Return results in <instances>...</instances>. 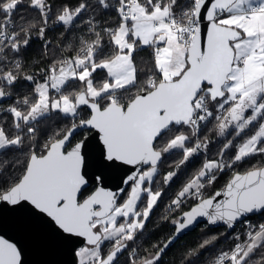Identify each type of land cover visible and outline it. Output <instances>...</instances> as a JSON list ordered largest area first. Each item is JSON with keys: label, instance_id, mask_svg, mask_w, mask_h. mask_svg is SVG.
I'll return each instance as SVG.
<instances>
[{"label": "snow or ice", "instance_id": "6c2138e0", "mask_svg": "<svg viewBox=\"0 0 264 264\" xmlns=\"http://www.w3.org/2000/svg\"><path fill=\"white\" fill-rule=\"evenodd\" d=\"M25 5L37 17L17 19ZM109 10L119 18L115 25L103 19ZM57 25L61 36L73 35L63 47H49L48 32ZM34 38L52 59L47 69L29 73L23 57ZM145 47L153 50L150 68L134 55ZM98 70L105 73L100 80ZM25 81L31 89L17 94ZM53 113L67 123L42 128ZM209 124L224 138L215 158H208L212 141L201 135L202 128L213 130ZM251 126L255 132L241 137ZM80 130L98 139L95 168L88 136L76 139ZM10 150L25 159L0 165V206L43 218L74 245V264H118L126 249L129 264H158L201 218L231 229L264 214V161L237 170L252 156L264 157V0H79L55 11L51 0H0V155ZM172 153L180 158L163 175L164 186L193 157L205 156L167 210L192 204L171 219L175 231L163 246L141 256L129 242L164 195L155 184ZM107 169L125 171L124 199L123 188L105 186ZM226 169L231 179L208 194ZM244 236L236 234L234 247L210 264H264V223L246 222ZM217 239L187 250L181 264H196L199 250ZM0 264H23L21 248L2 236Z\"/></svg>", "mask_w": 264, "mask_h": 264}, {"label": "trees", "instance_id": "16d2710c", "mask_svg": "<svg viewBox=\"0 0 264 264\" xmlns=\"http://www.w3.org/2000/svg\"><path fill=\"white\" fill-rule=\"evenodd\" d=\"M51 3L55 11L59 10L60 7L65 4L74 7L79 3V0H51ZM18 13L19 14L17 15V19H19V15H24L27 19L37 17L36 11L28 8L26 5L20 6L18 9ZM103 19L109 21V25H115L118 22L119 18L114 10H109L103 14ZM62 32H64V29L63 26L60 25L54 26L49 30L48 38L53 42V44L49 47H53L57 44L63 47L65 42L68 41L69 38L73 35V33L66 32L63 36H61ZM65 54L71 55V52L66 50ZM134 55L137 64H143L145 68L151 67L153 59V50L151 48H141ZM51 59L52 58L50 55L46 56L44 54L43 41L34 38L29 48L26 49L24 52L23 60L25 64V71L31 73L40 72L41 69H47V67L51 63ZM102 75H105V73L100 70L95 73L96 78ZM31 87L32 85L25 81L23 82V87H20L18 89L17 94L22 95L28 92ZM88 111L89 110L87 109V107H84L82 115L87 114ZM66 123L67 120H65L59 114L53 113L51 119L44 121L41 127L45 129L49 128L50 126L60 127L61 125ZM208 128L213 129V125L209 124ZM88 133L89 132L86 130H80L79 134L76 135V139H82ZM201 135H207L209 140L212 141L209 146L208 158H215V154L218 152L222 140L218 138L214 129L212 131H208L207 129L202 128ZM17 158H19L22 162L25 159V157L21 156L17 150L7 151L3 153V155H0V165H2L5 160H9L10 162L7 167L11 168L12 162H14ZM179 158V153L165 155L163 164L160 167L159 180L155 184L157 188L163 187L164 195L160 198V200L157 202L156 207L153 209V212L145 225L143 233L138 236L135 242H129V248H137L141 256L153 253L155 251L153 245H163V242H165L174 233L175 230L174 225L171 223V219L174 217H178L181 211L187 210L192 204V201H188L185 206H183L177 211L169 212L167 210V206L170 204L171 199L181 189L183 184L192 176V174L195 173L202 166L205 160V156L203 153L193 157L187 164L180 167L177 176L174 177L173 181L169 185H162L163 175L175 169L176 165L174 162L178 161ZM260 161H264V157L260 155L252 156L248 158L242 165H240L237 170L241 172L246 171L247 169L251 168L254 164H257ZM22 162L18 166L20 169L23 168ZM229 171L225 170L223 173H219L217 175L216 181L207 190L208 194L221 188L229 180V178L233 174L232 172L229 173ZM128 191L129 187L124 192L121 199L125 198L127 194L126 192ZM165 216H168L167 220L164 219ZM249 219L257 223H264V214H257L249 217ZM236 229L237 227L232 230H229L226 226L212 228L207 223H201L194 230L187 232L178 241H176V243H174L161 256V259L158 264H181L183 253H185L187 250L198 248L199 244L202 243L204 239L215 235L218 236V239L215 241V243L203 249H200L199 255L196 259V264H210V261H213L220 251H229L232 248L233 243L235 242L234 237L236 236ZM118 264H129L128 249L124 251L123 255L119 258Z\"/></svg>", "mask_w": 264, "mask_h": 264}, {"label": "water", "instance_id": "95a60500", "mask_svg": "<svg viewBox=\"0 0 264 264\" xmlns=\"http://www.w3.org/2000/svg\"><path fill=\"white\" fill-rule=\"evenodd\" d=\"M86 135L89 139L88 148L90 152V159L92 161L93 168H95V162L98 158L99 142L98 139L95 138L96 134L94 132H89ZM125 174V171L120 169L105 170L107 178L105 186L112 191L123 188L125 192L128 185L121 182ZM226 183L217 190L223 189ZM123 194L124 193L121 194V197ZM257 214L259 213L244 217L242 220ZM242 220L238 221L233 228L228 229H234ZM201 223H207L206 219L201 218L196 225L185 230V232L179 235L172 242V244L169 245L165 252L183 235L194 230ZM208 225L212 228L226 226L223 223ZM0 236L10 240V242L16 243L17 246L21 248L23 264H74V260L71 255V248L74 245L66 240L60 239L55 235L43 218H40L30 212L14 211L8 207L0 206ZM123 253L119 254L118 260Z\"/></svg>", "mask_w": 264, "mask_h": 264}, {"label": "built area", "instance_id": "2783aa9c", "mask_svg": "<svg viewBox=\"0 0 264 264\" xmlns=\"http://www.w3.org/2000/svg\"><path fill=\"white\" fill-rule=\"evenodd\" d=\"M246 222L247 223H251V224H253V225H256V222L255 221H253V220H251V219H249V217L248 218H246V219H244V220H242L240 223H238L237 224V229H236V231H235V235L236 234H240V237H241V241H243L246 237L244 236V232H245V229H246ZM236 242V241H235ZM235 242L233 243V246L232 247H234V244H235ZM231 250V249H230ZM229 250V251H230Z\"/></svg>", "mask_w": 264, "mask_h": 264}, {"label": "rangeland", "instance_id": "374dc122", "mask_svg": "<svg viewBox=\"0 0 264 264\" xmlns=\"http://www.w3.org/2000/svg\"><path fill=\"white\" fill-rule=\"evenodd\" d=\"M247 114H250V113H246V115ZM255 126H251L249 129H247L244 133H241V137H244V136H249V135H251V134H253L254 132H255ZM241 137H236L235 138V140L233 141V143L234 144H237V143H239L240 142V140H241ZM218 138L219 139H221L222 141H223V137H219L218 136ZM234 151H235V149H233V150H231L230 152H229V155H231L232 153H234ZM208 157H209V152H208ZM210 157H214V156H210ZM227 170V169H226ZM229 171V170H228ZM229 173H231V170L229 171ZM159 185V184H158ZM259 223H257L256 222V225H258Z\"/></svg>", "mask_w": 264, "mask_h": 264}, {"label": "crops", "instance_id": "0c3cea01", "mask_svg": "<svg viewBox=\"0 0 264 264\" xmlns=\"http://www.w3.org/2000/svg\"><path fill=\"white\" fill-rule=\"evenodd\" d=\"M100 71H102V70H100ZM95 75V74H94ZM104 77V75H102V76H100V77H98V78H96L97 80H100V79H102Z\"/></svg>", "mask_w": 264, "mask_h": 264}, {"label": "bare ground", "instance_id": "6f19581e", "mask_svg": "<svg viewBox=\"0 0 264 264\" xmlns=\"http://www.w3.org/2000/svg\"><path fill=\"white\" fill-rule=\"evenodd\" d=\"M127 189H128V188H127ZM127 189H126V190H127ZM126 190H125V191H126ZM126 193H127V192H126ZM122 196H123V195H122ZM126 250H127V249H126ZM126 250H125V251H126Z\"/></svg>", "mask_w": 264, "mask_h": 264}]
</instances>
